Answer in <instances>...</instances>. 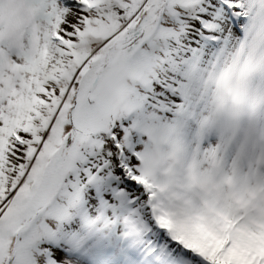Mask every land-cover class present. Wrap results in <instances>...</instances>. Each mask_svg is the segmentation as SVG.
<instances>
[{
	"label": "snow or ice",
	"instance_id": "6c2138e0",
	"mask_svg": "<svg viewBox=\"0 0 264 264\" xmlns=\"http://www.w3.org/2000/svg\"><path fill=\"white\" fill-rule=\"evenodd\" d=\"M0 264H264V0H0Z\"/></svg>",
	"mask_w": 264,
	"mask_h": 264
}]
</instances>
